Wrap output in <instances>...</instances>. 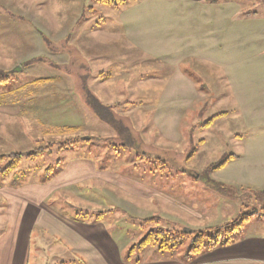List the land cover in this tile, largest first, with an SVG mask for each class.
Instances as JSON below:
<instances>
[{"label":"rangeland","instance_id":"1","mask_svg":"<svg viewBox=\"0 0 264 264\" xmlns=\"http://www.w3.org/2000/svg\"><path fill=\"white\" fill-rule=\"evenodd\" d=\"M2 72L9 74L0 76V106L13 93L14 104L31 107L39 100L41 115H49L70 101L85 126H70L77 128L72 135L54 133L68 127V118L59 127L37 125L44 133L28 127V138L0 135V155L27 156L57 145L24 158L16 171L0 176V186L45 181L60 163L92 155L104 161L103 169L140 186L139 196L112 192L119 202L111 195L89 199L112 211L106 221L129 244L128 261L163 253L170 263L191 255L193 264H264V215L258 213L264 212V0L215 6L191 0H0ZM2 122L4 134L15 123ZM16 122L26 130L21 118ZM78 137L93 140L59 149L63 140ZM3 204L0 197V233ZM245 214L250 216L234 233L212 230ZM160 229L171 231L168 238L202 231V244L214 247L190 251L199 244L195 236L172 240L182 241L178 247L169 241L167 250L159 249L163 238L159 247L141 245ZM225 234L233 237L228 244H222ZM44 251L40 264H53Z\"/></svg>","mask_w":264,"mask_h":264},{"label":"crops","instance_id":"2","mask_svg":"<svg viewBox=\"0 0 264 264\" xmlns=\"http://www.w3.org/2000/svg\"><path fill=\"white\" fill-rule=\"evenodd\" d=\"M191 1L215 6L222 0ZM19 88L18 91L23 90V87ZM12 95L13 93H10L5 96L6 105L0 106V125L4 123L2 120L15 123L4 129L7 134L0 131L1 139L4 135H21L28 138V127L34 128L31 133H37L33 130L43 132L41 128H36L41 125L63 126L62 122L68 118V126H85L82 113L80 114L76 105L70 101L61 106L57 103L49 115H41L44 109H40L39 100L31 107L21 102L15 105ZM18 97L19 100L26 98L22 92L17 93ZM70 115L80 121H73ZM44 116H48V119L42 118ZM20 118L26 128L23 132L22 125L16 122ZM15 125L17 130L14 129ZM91 143L92 141L85 144ZM103 164L105 163L101 158H94L92 155L75 156L60 163L55 169L51 168L45 181L28 182L18 187L1 185L0 197L3 199L6 215L0 233V264H30L32 255H36V264H40V253L43 250L51 253L53 264H193L194 258L191 255L185 260L178 256L177 261L172 260L170 263L171 259H167L163 253L150 261H144L143 257L135 259L132 256H129L128 261L126 250H130L129 244L118 239L106 221L111 217L112 211L107 205L101 203L100 206L89 199L100 197L107 200L110 195L114 197L112 192L121 191L139 196L140 186L110 172L108 168L103 169ZM84 190L88 193L82 192ZM116 200L118 201L117 198ZM75 202L82 203V206L74 209L72 203ZM75 211H81L82 215L73 214ZM33 245L36 249L32 252ZM257 245L258 243L254 244V249L258 251ZM155 260L158 261L154 262ZM234 262L236 263V260ZM194 263L203 264L196 260ZM218 264L224 263L219 259ZM226 264L233 263L229 261Z\"/></svg>","mask_w":264,"mask_h":264},{"label":"trees","instance_id":"3","mask_svg":"<svg viewBox=\"0 0 264 264\" xmlns=\"http://www.w3.org/2000/svg\"><path fill=\"white\" fill-rule=\"evenodd\" d=\"M116 0H100L101 3H107V4H112L114 3ZM119 1H124V0H119ZM6 74H9L8 72H2L0 73V76H3ZM5 79V78H3ZM2 78L0 79L1 81H5ZM43 80H37L35 81V83L41 82ZM57 131H54V133H56L59 136H65V135H72L74 133L77 132V128L76 127H62V128H57L55 129ZM93 139L92 138H68L66 140H63L61 143H59V149H64V148H69V147H76L80 144H84L86 142H91ZM56 143H51L47 146L44 147H40L39 149L35 150L34 152H31L30 154H28L27 156H23L21 153H16V154H9V155H1L0 156V165L5 163L8 159H11L12 162L9 166L0 169V176H6L8 174H10L11 172H14L18 169V166L20 165L21 161L26 158V159H33L36 158L38 156H41L43 154H45L46 152H51L53 151V149H55L56 147ZM225 164H221L220 166L217 167V169L224 167ZM15 176L17 174H14ZM261 215H264V212H259ZM256 212V214H258ZM250 215L249 214H245V217H240L239 219H236L235 221H233L232 224H227L224 228H215L212 230H215L216 235H221L224 231L228 230V233H234L236 230H238L240 227L243 226V223L245 220L248 219ZM154 220H147L146 222H153ZM171 231H167L165 232L164 230L160 229L159 232H154L151 231L141 242V245L144 247H148V246H157L159 247V243H160V238H163L164 240L160 243V250H167L170 246V244L168 243L170 241V243H172V247H178L179 245L182 244V241L180 243L177 242H171L174 239L177 238H187L189 236H195L196 240L199 244H194V246L192 247V249H190V251H194V253H201L203 252V248H207L208 249H212L214 247V245H212L213 243H209L208 245H204L202 244V240L205 237H207L206 234H204V232L202 231H195L193 235H189V234H185L182 233L178 236H174L173 234L171 235V238H168L167 234L170 233ZM180 236V237H179ZM225 240L222 242V244H228L232 241L233 237L225 234ZM194 241V243H195Z\"/></svg>","mask_w":264,"mask_h":264},{"label":"water","instance_id":"4","mask_svg":"<svg viewBox=\"0 0 264 264\" xmlns=\"http://www.w3.org/2000/svg\"><path fill=\"white\" fill-rule=\"evenodd\" d=\"M184 233H185V234H190V235H192V234L194 233V231L191 230V229H186V230L184 231Z\"/></svg>","mask_w":264,"mask_h":264}]
</instances>
